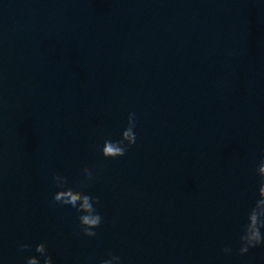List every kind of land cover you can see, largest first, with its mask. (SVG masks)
Instances as JSON below:
<instances>
[{
	"label": "water",
	"instance_id": "water-1",
	"mask_svg": "<svg viewBox=\"0 0 264 264\" xmlns=\"http://www.w3.org/2000/svg\"><path fill=\"white\" fill-rule=\"evenodd\" d=\"M262 155L264 0H0V264H264L238 254Z\"/></svg>",
	"mask_w": 264,
	"mask_h": 264
},
{
	"label": "clouds",
	"instance_id": "clouds-1",
	"mask_svg": "<svg viewBox=\"0 0 264 264\" xmlns=\"http://www.w3.org/2000/svg\"><path fill=\"white\" fill-rule=\"evenodd\" d=\"M135 128V113L129 112L126 119V124L120 132L119 139H105L100 147V154L105 158H115L123 156L126 148L131 146L136 141ZM256 173L260 177V184L258 188L259 199L256 201L253 208L248 212L247 223L243 226L242 232L239 236V248L238 254L243 255L248 249L260 245L264 241V235H262L261 228H264V155H262L258 167L255 169ZM81 177L85 180H89L91 177L90 171H84L81 173ZM53 182L60 187L53 193L52 199L60 206L72 212L75 210L78 215V224L85 236L92 237L95 235L93 229H95L101 221V216L93 208L92 201L87 195L75 196L72 194L71 189H63V182L65 177L54 174ZM79 204L77 206V202ZM20 248H28V244H20ZM35 251L43 256V260L36 256L31 255L25 258V264H52L51 257L46 254V248L44 242L37 243L35 245ZM227 253L229 248L222 249ZM99 264H120V257L109 255L107 259H103Z\"/></svg>",
	"mask_w": 264,
	"mask_h": 264
}]
</instances>
